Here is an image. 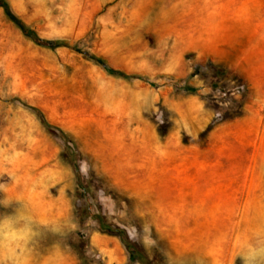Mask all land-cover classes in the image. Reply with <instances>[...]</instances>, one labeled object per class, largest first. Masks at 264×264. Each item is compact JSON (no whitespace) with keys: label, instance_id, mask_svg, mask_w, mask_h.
Listing matches in <instances>:
<instances>
[{"label":"rangeland","instance_id":"rangeland-1","mask_svg":"<svg viewBox=\"0 0 264 264\" xmlns=\"http://www.w3.org/2000/svg\"><path fill=\"white\" fill-rule=\"evenodd\" d=\"M8 1L140 79L0 9V264H264V0Z\"/></svg>","mask_w":264,"mask_h":264},{"label":"trees","instance_id":"trees-1","mask_svg":"<svg viewBox=\"0 0 264 264\" xmlns=\"http://www.w3.org/2000/svg\"><path fill=\"white\" fill-rule=\"evenodd\" d=\"M0 9L2 10L7 21H9L25 38L31 41L34 45L49 50H55L57 48H67L69 50L77 52L81 54L84 58L92 62L93 64L100 67L108 76H111L113 78L123 79V80L140 79V77L137 75H129L124 73L123 71L110 67L104 58L97 56L95 54H91L86 51H82L76 44H72L67 40L48 39L39 36L38 33L29 24H27L14 12L8 0H0ZM181 89L184 90L186 93H195V89L189 85H184ZM29 109L36 115L38 121L40 122L44 130L50 136L53 137L60 136L64 138L66 141H69V138L65 135V133H63V131H61L59 128L51 125L46 120V118L44 117V115L40 110L32 107H29ZM61 157L64 160L69 158V162L73 166L74 172L76 173L77 176H79L74 155L72 153L64 152V154H62ZM97 221L99 222L100 227L102 229L107 230L110 233L111 232L115 233L121 238L122 244L125 246V248L129 253L130 260L132 261L137 260L140 264H149L145 255L142 254L136 247H134V245L125 237L123 231L120 230L113 231L111 227H109L100 217H97ZM78 256L82 264H86L83 255L79 253Z\"/></svg>","mask_w":264,"mask_h":264}]
</instances>
